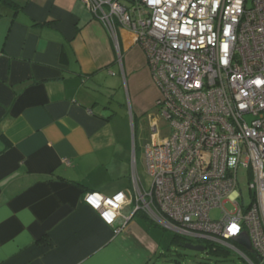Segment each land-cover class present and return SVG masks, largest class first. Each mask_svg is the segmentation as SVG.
<instances>
[{
  "label": "crops",
  "instance_id": "1",
  "mask_svg": "<svg viewBox=\"0 0 264 264\" xmlns=\"http://www.w3.org/2000/svg\"><path fill=\"white\" fill-rule=\"evenodd\" d=\"M128 32L81 0H0V264H150L158 252L138 216L116 232L83 201L131 187L114 123L127 111L102 102L119 78L126 94L130 78H152Z\"/></svg>",
  "mask_w": 264,
  "mask_h": 264
},
{
  "label": "built area",
  "instance_id": "2",
  "mask_svg": "<svg viewBox=\"0 0 264 264\" xmlns=\"http://www.w3.org/2000/svg\"><path fill=\"white\" fill-rule=\"evenodd\" d=\"M81 1L110 32L119 24L135 34L161 90L145 147L150 187L134 147L131 187L87 191L83 201L116 232L140 210L179 235L264 264V0ZM213 209L220 217H210ZM242 233L259 260L233 240Z\"/></svg>",
  "mask_w": 264,
  "mask_h": 264
},
{
  "label": "rangeland",
  "instance_id": "3",
  "mask_svg": "<svg viewBox=\"0 0 264 264\" xmlns=\"http://www.w3.org/2000/svg\"><path fill=\"white\" fill-rule=\"evenodd\" d=\"M128 33H130V38H133L134 40L135 34L133 32ZM135 43L136 47L133 49H141L139 44H137V42ZM138 56L139 53L135 54V57ZM116 77L117 80L120 76L117 74ZM134 79L135 86L133 85L131 78L129 79L126 94L123 81L119 78V80H117V87L120 88V90L117 89V92L108 91V93L102 97V102L105 106H108L110 103L108 109L109 113L112 112V110L127 111V119L124 120L125 122L127 121L125 127L122 125L121 119L113 121L118 133H127V147L130 150L131 165L133 160V138L136 170L143 185L146 188H149L151 185V177L146 168L145 147L149 142V119H151V115L155 116L157 114L156 101L161 95V90L153 78H151V80L147 79L142 73L135 75ZM137 103L139 104V108L136 107ZM130 114L136 115V118L132 120V123L130 122ZM160 125H162L163 130L165 131L163 121H161ZM129 172H131V170L127 169V174ZM237 176L243 195L245 196L246 201H248L249 191L247 169L240 165L238 167ZM128 177L129 175L127 176V179ZM226 207L229 208V206ZM210 217H220V210H211ZM153 221L157 223V225H146L142 220L143 224L147 226L151 233L155 235L160 242V248L150 264H247L242 256L230 249L228 252H215L210 250L194 251L180 246L173 241L175 231L172 228L165 227L158 221Z\"/></svg>",
  "mask_w": 264,
  "mask_h": 264
},
{
  "label": "trees",
  "instance_id": "4",
  "mask_svg": "<svg viewBox=\"0 0 264 264\" xmlns=\"http://www.w3.org/2000/svg\"><path fill=\"white\" fill-rule=\"evenodd\" d=\"M127 1H132V0H127ZM87 192V191H86ZM133 216H138L141 220L144 221V223H146V225L148 224H153V225H157V223H155L145 212L143 211H136L133 213L132 217ZM173 241L178 243L180 246H183L184 243L186 242H191V243H194V244H200L204 247V251L205 250H210V251H215V252H218V251H225V252H228V248L222 246V245H219V244H214V243H211V242H208V241H205V240H200V241H194L190 238H187L186 236H182V235H179L177 233L174 234L173 236ZM242 247V246H241ZM246 250V249H245ZM247 253L250 254L251 257L255 258V256L251 253V251H247Z\"/></svg>",
  "mask_w": 264,
  "mask_h": 264
},
{
  "label": "water",
  "instance_id": "5",
  "mask_svg": "<svg viewBox=\"0 0 264 264\" xmlns=\"http://www.w3.org/2000/svg\"><path fill=\"white\" fill-rule=\"evenodd\" d=\"M233 240L236 243H238L239 245H241L247 251H251V253L259 260L258 254L255 251L251 250L250 242H249L248 237L245 233H242V234L234 237ZM183 247L190 249V250H194V251H204V247L202 245L194 244L191 242L184 243Z\"/></svg>",
  "mask_w": 264,
  "mask_h": 264
},
{
  "label": "snow or ice",
  "instance_id": "6",
  "mask_svg": "<svg viewBox=\"0 0 264 264\" xmlns=\"http://www.w3.org/2000/svg\"><path fill=\"white\" fill-rule=\"evenodd\" d=\"M233 231H234V229H233Z\"/></svg>",
  "mask_w": 264,
  "mask_h": 264
}]
</instances>
